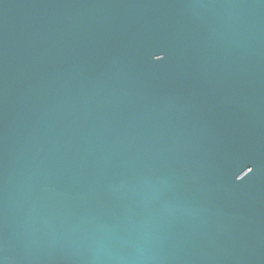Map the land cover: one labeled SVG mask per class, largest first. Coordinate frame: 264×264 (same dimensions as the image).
<instances>
[{
    "label": "water",
    "instance_id": "obj_1",
    "mask_svg": "<svg viewBox=\"0 0 264 264\" xmlns=\"http://www.w3.org/2000/svg\"><path fill=\"white\" fill-rule=\"evenodd\" d=\"M0 261L264 264V0H0Z\"/></svg>",
    "mask_w": 264,
    "mask_h": 264
},
{
    "label": "snow or ice",
    "instance_id": "obj_2",
    "mask_svg": "<svg viewBox=\"0 0 264 264\" xmlns=\"http://www.w3.org/2000/svg\"><path fill=\"white\" fill-rule=\"evenodd\" d=\"M155 59H156V60H160V59H162V57L158 55V56L155 57ZM248 171L251 172L252 169L249 168ZM0 264H2V261H0Z\"/></svg>",
    "mask_w": 264,
    "mask_h": 264
}]
</instances>
